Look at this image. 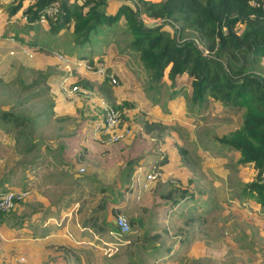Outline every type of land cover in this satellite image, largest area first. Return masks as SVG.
<instances>
[{"label": "rangeland", "instance_id": "obj_1", "mask_svg": "<svg viewBox=\"0 0 264 264\" xmlns=\"http://www.w3.org/2000/svg\"><path fill=\"white\" fill-rule=\"evenodd\" d=\"M13 1L0 0V107L22 113L30 122L26 120L22 139L17 129L9 132L0 129V193L9 189L27 192L21 199L14 201L11 210L3 213L4 219L0 223V264H134L132 260H136V264H264V210L255 203L252 196L240 197L236 193L238 181L250 178L252 168L237 164V151L213 139L216 132L237 125L240 114L224 112L225 108L213 102L209 114L205 110L196 112L197 106L189 110L190 105L185 95L189 89L186 76L176 78L174 90L168 85L167 78H163V82L155 87L157 82L151 79L152 69L144 66L138 57L137 49L128 45L130 35L124 31L125 22L122 18L117 22L120 27L115 34L94 28L100 31L95 33V36L104 34V43L101 41L103 38L98 39L96 43L90 39L83 46H78L77 50L83 57H101L105 67H110L119 78L116 85L112 86L107 81L110 84L108 85L105 79L102 81L104 84L102 87L98 78L82 79L81 82L89 81L88 85L83 86L82 83L81 86L77 85L88 89L89 95L78 91L84 97L78 96L76 100H72L70 94H66L68 98L56 94L57 90H54L53 84L44 85L40 82L39 86L22 88L19 78L26 84L39 77L37 71L57 75L62 68L61 66L59 68L58 64L64 66L72 63L66 60L67 54H63L62 59L55 54V51H61L48 49L68 46L70 37L67 34L68 29H62L57 36L50 34L46 22L37 23L40 25L38 31L37 27L28 28L30 30L27 34L24 33L23 40L5 36L3 30L8 31L10 27L22 28V24L25 23L21 16V8L12 15L6 12V5ZM118 2L119 0H108L101 8L109 12L115 9ZM143 21L146 24L156 22L146 19ZM31 31L46 43L42 44L43 48L27 42V39L31 41L34 38L30 37ZM71 46L77 49L76 45ZM122 48L124 50H121ZM67 52L71 53V50ZM261 62L264 63V57ZM97 95L109 100L112 106L122 100L131 103L129 109H124L126 118L121 120L119 125L123 136L111 143V150H104L111 151L117 156L116 162L120 160L122 163V166L117 168L122 173L126 161L143 157L144 151L146 154H152L154 149L158 150L159 146H164L160 142L165 140L170 145L167 149L170 151L168 163L159 170L158 177L149 179L150 182L149 180L139 182L138 193L132 191V194H126V205L113 210L114 212L117 210L113 213L107 211V208L113 197L111 190L115 189L117 182L104 181L99 175L91 174L92 168L88 165L87 159L79 158L83 164L74 168L71 166L72 170L68 169L71 170L70 174L76 176L73 181L80 183L71 222L77 220L81 224L91 215L95 216L94 220L97 222H103V216L105 220L109 218V214L114 218L121 215L128 222L129 229L125 234H121L117 231V226L115 228L106 226L94 237L90 233L88 234L90 238L93 240L96 238L91 247H86L84 245L86 241L79 239L72 241V244L41 243L38 238L43 230L37 226L33 227L37 225V221L34 220L35 217L31 219V210L37 205L38 195L34 189L35 186L38 187L39 171L34 169L37 178L28 180L24 175L27 170L23 168L25 160L32 159L31 141L35 140L34 145H37V148L44 143L54 144L58 141L68 143L70 141L68 138H74L76 127L84 121L86 100L90 99L89 102L94 104ZM153 103H157V109H153ZM95 108L96 105L93 109ZM73 109L74 114L71 113ZM161 113L163 119L156 120L157 114ZM144 120L156 122L157 124H153L156 130L141 137L138 131L144 129L142 128ZM131 131L132 135L135 133L134 137H131ZM15 135L20 138L15 140ZM101 135L100 142L107 144L104 135ZM79 139L75 138V143H78ZM120 143L122 146L126 145L128 149L125 156L116 148ZM75 146L79 149L78 145ZM180 148L185 149V156L179 152ZM28 149L31 152H26ZM24 152L26 154H23ZM163 154L167 155L159 149L158 155ZM110 158L104 155L102 160L100 155L98 158L88 157L92 159L90 163L95 167V171L96 168L101 170L102 164H106L107 170L114 169L113 165H116V162L110 161ZM34 165V168L40 166L41 173L47 170L51 173L56 167H60L58 163L51 167L49 163ZM142 169L149 170V165L143 164ZM63 176L65 175L58 174L60 183L57 186L52 185V188L58 189L56 191L61 194L72 187ZM93 176L99 177V180L96 181ZM161 178L164 180L160 181ZM122 185L124 184L120 183V187ZM179 185L184 187L187 185V193H192L197 199L199 195L208 196V192L213 196L215 200L213 206L212 203L203 204V207L207 206L208 212L202 222L180 226L176 218L180 215L178 210L182 209L181 211L185 212L183 204L177 202L171 206V201L165 206L154 204L164 203L163 199L157 197L158 189L164 191ZM102 186L105 187L103 191L99 190ZM30 195L33 199L28 200ZM189 203L198 205L197 200L194 202L191 199L187 201V204ZM139 214L142 215L144 226L131 225L130 218ZM20 218H24L26 225L11 228V224ZM90 229L92 230V227ZM32 231L38 238H28L32 236ZM132 231L138 236L144 232L158 233L155 242L161 247L157 246L156 250H153L151 245L144 244L143 247L140 238L128 239L126 235ZM68 234L71 236L70 232ZM167 247L170 249L168 252Z\"/></svg>", "mask_w": 264, "mask_h": 264}, {"label": "trees", "instance_id": "obj_2", "mask_svg": "<svg viewBox=\"0 0 264 264\" xmlns=\"http://www.w3.org/2000/svg\"><path fill=\"white\" fill-rule=\"evenodd\" d=\"M54 1L58 2L57 12L45 21L50 34L56 35L62 29H68L69 41L78 48L90 39L96 43L105 37L104 34L95 36V33L100 32L95 27L104 30L122 18L125 22L124 31L130 35L128 45L136 48L143 65L152 69L151 79L157 82L155 87L163 82V78H167L168 85L173 89L176 78L186 76L189 89L185 95L189 110L197 106L196 112L205 110L209 114L213 102L225 108L224 112L240 114L238 125L216 132L213 139L237 151V164H251V177L238 181L236 193L240 197L252 196L255 203L264 210V184L261 181L264 170V63L261 62L264 57V11L260 5H253L249 0H119L113 12H106L101 5L108 0H33L23 9L21 6L24 0H15L6 5L7 12L14 14L21 8V16L26 20L22 28L10 27L11 33L8 36L22 40L23 37L17 34L19 31L23 30L27 34L28 28L38 29L39 15ZM143 19L156 22L146 24ZM6 32L3 30L4 35H7ZM33 37L27 41L30 45L38 42L34 40L36 36ZM78 57H83V54ZM88 59L90 64H94V58ZM109 70L111 68L106 66L105 71ZM38 75L37 79L26 84L19 78L21 87L39 86L40 82L47 85V73L37 71ZM130 106L127 100L113 105L119 111L120 122L126 118L124 109ZM26 120V115L11 108L0 107V129L3 131L17 129L22 138L19 127ZM153 124L157 123L144 120L143 131L151 133L155 128ZM179 152L185 156V149L180 148ZM163 160L158 159V164L163 163ZM137 161L125 162L127 177ZM99 190L103 191L105 187ZM187 192V185H179L162 194L163 199L172 204L185 196V212L178 210L180 215L176 218L183 227L202 222L208 212L207 206L203 207V204L212 203L213 206L215 202L208 190V196L199 195V199ZM191 199L194 202L197 200L198 205L187 204ZM99 206L102 207L101 204ZM8 211H0V223L4 219L3 213ZM94 219L95 216L91 215L83 221V225L89 224L93 232L106 228L104 221L97 222ZM25 222L24 218L17 219L11 228H21L26 225ZM129 222L136 226L142 224L139 218H130ZM31 234V237L36 236L34 231ZM158 236V233L145 232L138 236L134 231L126 235L128 239L140 238L143 247L144 244L151 245L153 250L158 246L155 242ZM46 241L41 239V243ZM132 261L136 264V260Z\"/></svg>", "mask_w": 264, "mask_h": 264}, {"label": "crops", "instance_id": "obj_3", "mask_svg": "<svg viewBox=\"0 0 264 264\" xmlns=\"http://www.w3.org/2000/svg\"><path fill=\"white\" fill-rule=\"evenodd\" d=\"M28 2H30V1L24 0L22 6H25ZM117 5H118V3L116 4V6ZM22 6H21V8H22ZM113 11L114 10H111L109 12H113ZM6 12H7V10H6ZM8 15H12V14H8ZM23 24H22V27H23ZM108 27H110V28H108ZM108 27L104 28V30L107 33L109 32V33L115 34V31H117L120 26L116 23L115 25L108 26ZM30 29H32V27ZM30 29H28V30H30ZM39 29H40V27H39ZM39 29H37L36 31H38ZM28 30H27V33H28ZM6 33L10 34L11 31L8 30ZM24 33L25 32H23V30H21V32L19 31L17 34L20 36H23ZM30 33H31L30 34L31 36H35L34 31L33 32L31 31ZM5 36H8V35H5ZM56 36H57V34H56ZM13 38H14V36H13ZM36 38L38 39V42L35 45V47H38L41 45L43 48L42 44H44V45H46V44L43 43L38 37H36ZM15 39L19 40L16 37H15ZM22 40H23V38H22ZM28 40L29 39H27V41ZM71 45H72V41L71 42L69 41L68 46H62L60 48H48V49L49 50L54 49L53 51L59 50L62 52V54H67L68 59L66 58V60L71 61V60L75 59L76 57H78V55H81V54L77 53L78 48L74 49V47H72ZM123 48L125 49V47H123ZM123 48L121 50H124ZM48 49H46V50H48ZM67 50H71V53H68ZM95 58H97V57H95ZM101 60H103V59L101 58ZM41 66H42V63H41ZM59 66H61L62 68L60 69L61 70L60 72L58 71L57 75L47 74L46 83L49 85L53 84L52 87L54 86V88H55L54 90H57L56 94H59L60 96L62 95L63 97L68 98L66 96V94H70L73 97L72 100H76L78 96H82V95H80L78 93V91L74 92V93L65 92V90L63 89V86H62L63 85V82H62L63 79L66 78V80L64 82L66 84L70 85V84L75 83V84L80 85L82 83V84H84L83 86L88 85L89 81L88 82H81L82 79L93 80L94 78H98L99 79L98 81L101 83V86L103 84L102 81L105 80L102 77L101 78L97 77L93 73L84 71L82 68L76 66L73 63H71L70 65L67 64L64 66L61 64H58V67ZM63 70H66L67 72L65 73ZM53 79H54V81L52 82ZM117 79H119V78H117ZM107 84L110 85L108 82H107ZM112 86H114V85H112ZM118 92H119V89H118ZM76 94H78V95H76ZM82 97H84V96H82ZM96 97H101V96L97 95ZM96 97L94 98V100L97 99ZM115 97H118V96H115ZM101 98H103L107 103H110L109 100H106L104 97H101ZM89 100L90 99L86 100V104H85L86 108H87V110H86L87 112L85 111L83 113L85 115L84 121L82 122V124L78 123L79 126L76 127L75 134H74V132L72 133V134H74V138H68L70 140L68 143L64 142V141L63 142L58 141V142H55L54 144L44 143L43 146H40L38 148H37V145L33 144V146H32L33 149L31 150L33 152L32 159L30 160V158H29V159L25 160V164H24L25 166L23 168H25L27 171L25 172L26 174H24V175L27 176L28 180L30 178H33V179L37 178L36 170H34V169H37L39 171V172H37L38 180H39L38 187L35 186V189H34V191L37 190L36 194L38 195V197L36 199L37 205L34 208H32V210H31V219L33 217H35L34 220L37 221V225H33V227L37 226L38 228L43 230V233H44V235H41L40 238H38L36 236L35 237L30 236V237H28L30 239L38 238L39 240H41V239L48 240L44 244H48V243H66V244L71 243L72 244V241H78L75 239L80 238L79 239L80 241H84V242L86 241V243H84V245H86V247H89V246L91 247L92 244H94L93 241H96V238L93 240V238H90L88 236V234L92 233L93 237H94V235L98 234L99 232H93L90 229L91 226H89V224L83 225V222H81V224H79V222L77 220H73V222H71L72 215L74 214V210H75L76 203H77V200H76L77 193L76 192H78V187H79L80 183L74 182L73 179L76 178V176L74 177L73 176L74 174H70V173L72 170L71 166L74 168V167H77L78 165L83 164V162L81 160L79 161V158L80 159H87L88 165H90V167L92 168V171H90L91 174L95 173V175H99L101 177V179L104 181L105 180H108V181L113 180V181L117 182L115 189L111 190L113 197H112V201L109 203V207L107 208V211H110L113 213H114L113 210L123 208L126 205V202H127L125 200L126 194H132V191L135 192V194L138 193L137 186L140 184L139 182L148 181V179H146V177H145V174H146V172H148L150 170L151 166L160 175L159 170L161 168H163V166L165 164L168 163V157L170 155V153H169L170 151H168L167 149L170 148V145L165 140V141L160 142V144H164V146H159L158 150L154 149L152 154H150V155L146 154L145 153L146 151H144L145 154L143 153L142 154L143 157L137 159L138 161L135 162V166H134L133 170L131 171L130 176L127 177L125 169H124V172L122 173L119 170V168H117L118 166H120V167L122 166V163L120 162V160L118 162H116L117 156L113 155V153L111 151L104 152V150H108V149L111 150L110 149V148H112L111 143L110 144H104V143L100 142V139L102 136L101 134H99V136L93 135L92 122L97 117L98 106L96 105V103L91 104L89 102ZM156 104L157 103L152 104L154 106V107L152 106L153 109L158 108V105H156ZM94 105H96L95 110L93 109ZM215 105L221 107V105H218L216 103H215ZM127 109H129V108H126V110ZM73 112H75L74 109L71 113H73ZM157 115H158V117L156 120L163 119V117H164L162 113H161V115H159V114H157ZM57 116H58V114H57ZM153 117H155V115ZM240 119H241V117L237 118V120H238L237 125L240 123V121H241ZM127 121H129V119H127ZM25 123L26 122H24V124L21 127H19L22 129V132H24L23 128H24ZM153 130H156V128H154ZM138 132H139V135L141 137H144L145 134H150V133L145 132L143 130L138 131ZM138 132H136V133H138ZM134 134L135 133H133V135H132V131H131V134H130L131 137H134ZM16 136H18V135H15L14 138ZM168 136L170 137L171 133H169ZM77 137L80 139H79L78 143H75L74 139L75 138L77 139ZM31 142H35V140L32 139ZM75 145H78L79 149H77V147ZM116 148L119 150V152L122 155L125 156L128 154V149H127L126 145L122 146V143H120V144L116 145ZM30 149H28L26 152H31ZM159 149L166 152L168 156L165 154L158 155ZM26 152H24L23 154H26ZM99 152H102V153H99ZM130 153H132V152H130ZM137 154H139V153H137ZM99 155L101 157V160H102L103 155L106 158L111 157L110 161L116 162L115 163L116 165H113L114 169L112 168V170L111 169L107 170V169H105L106 164L105 165L102 164L101 170H99V168H96V171H95V167L90 163V161L92 159H88V157L93 156L95 158H98ZM132 155L135 156V154H132ZM158 159H164L163 163L158 164ZM134 161H133V163H134ZM43 163L44 164L49 163L50 167L52 165H56L58 163V165L60 167H56L53 170V172H51V173L47 172L48 170L45 171L44 173H41V170H39L40 166L34 168L35 167L34 164L41 165ZM143 164L149 165V170L142 171L143 170L142 169ZM247 165L251 166L250 163ZM124 167H126L125 163H124ZM25 169H24V171H25ZM66 169H67V171H66ZM68 169H71V170L68 171ZM43 174H45V175H43ZM58 174L59 175L64 174L65 176H63V177H66L67 182H69L70 185L72 186L63 194H61L59 191H56L58 189L52 188V185L57 186L60 183V182H58L60 179L58 177ZM100 174H102L103 177ZM93 178L96 181L99 180V177L95 178L93 176ZM162 180H164V178L160 179V181H162ZM49 181H52V182H49ZM160 181H158V183ZM149 182H150V180H149ZM120 183L124 184V185H122V187H120ZM123 188H125V189H123ZM168 189H173V187H169ZM168 189H165L164 191H160L158 189L157 197H159L160 199H163L162 194L165 193ZM31 199H33L32 195H30L28 197V200H31ZM163 200H164V203H162V204H158V203H154V204L165 206L170 202L169 200H165V199H163ZM179 202L181 204H183V206H184L185 205V196ZM176 203H174V204H176ZM174 204L171 203L170 205L172 206ZM108 214H109V212H108ZM134 218L141 219L142 215H140V214L136 215ZM102 220L104 221L103 223H104L105 227L109 226L111 228V226H112L115 228L114 217L110 216V214H109L108 219L104 220V216H103ZM143 224L144 223L142 221L141 227L144 226ZM29 226H31V225H29ZM69 232L71 233V236H70V234H68Z\"/></svg>", "mask_w": 264, "mask_h": 264}, {"label": "built area", "instance_id": "obj_4", "mask_svg": "<svg viewBox=\"0 0 264 264\" xmlns=\"http://www.w3.org/2000/svg\"><path fill=\"white\" fill-rule=\"evenodd\" d=\"M32 2L33 0H29ZM249 2L253 5H260L264 11V0H249ZM58 9V2L54 1L50 5L44 8L43 12L38 17V22H45L47 17L57 12ZM56 55L59 58L64 59V55L61 52L55 51ZM94 64H90L89 59L87 57H76L75 59L71 60L73 64L82 68L84 71L93 73L96 76H100L105 79L112 85H116L118 83L117 77L115 73L111 70L105 71V65L101 59L94 58ZM66 80L63 79V89L65 92L71 93L79 91L85 95H89V91L86 88L80 87L77 84H66L64 83ZM98 106L97 110V117L92 122V132L93 135L99 136V134L104 135V141L108 143H112L118 141L123 136V131L120 128V114L119 111L114 108L112 105L107 103L103 98L97 97L94 101ZM158 176V172L152 169L146 172L145 177L146 179H154ZM261 181L264 184V170L261 173ZM27 191L25 190H13L9 189L2 193H0V211H8L12 206L14 201L21 199ZM114 224L117 226V231L121 234H125L129 229V224L126 219L121 216L117 215L114 218Z\"/></svg>", "mask_w": 264, "mask_h": 264}]
</instances>
